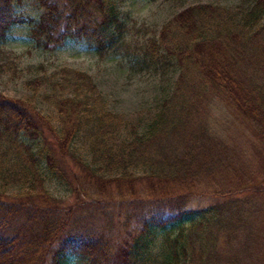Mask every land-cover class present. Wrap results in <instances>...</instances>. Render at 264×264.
Segmentation results:
<instances>
[{
  "label": "trees",
  "instance_id": "trees-1",
  "mask_svg": "<svg viewBox=\"0 0 264 264\" xmlns=\"http://www.w3.org/2000/svg\"><path fill=\"white\" fill-rule=\"evenodd\" d=\"M249 1L235 11L189 6L150 41L143 54L157 63L177 33L168 55L182 72L145 124L110 111L91 77L75 69L27 82L31 97L0 91V264H264L256 244L264 179L216 181L219 170L235 169L207 109L226 96L264 138V0ZM20 3L0 0V39L26 23L40 51L75 41L103 53L121 30L106 0H33L37 15L25 18ZM36 96L55 105V125ZM41 167L72 191L74 206L50 194ZM208 193L215 203L189 204Z\"/></svg>",
  "mask_w": 264,
  "mask_h": 264
},
{
  "label": "rangeland",
  "instance_id": "rangeland-1",
  "mask_svg": "<svg viewBox=\"0 0 264 264\" xmlns=\"http://www.w3.org/2000/svg\"><path fill=\"white\" fill-rule=\"evenodd\" d=\"M106 1L116 9L121 30L117 33L116 42L103 53L94 52L84 42L75 41L69 42L59 49L40 51L35 48L26 23L11 26L6 37L0 39V91L21 98L23 95L31 97L33 94L27 89V82L38 79L44 74H51L54 70L63 67L75 69L91 77L95 89L106 101L110 111L120 114L125 121L139 125L142 122L145 124L150 122L160 110L161 102L170 99L169 97L176 87L175 83L182 72L174 52L168 55L170 50H174L173 46L177 45V33L170 36L172 41L166 42L167 45H170V50L168 52L161 51L164 59H160L157 63H151L143 54L150 41H157L160 37L159 32L164 25L178 12L189 8V6L205 4L220 10L235 11L237 6L247 7L250 2L249 0ZM16 9L24 18L36 17L38 12L33 0H21ZM183 72L185 73V71ZM198 89V86L193 87L190 92L196 94ZM35 99L41 115L46 116L50 123L55 125V119L58 118L55 105L39 96H36ZM214 103L210 106L211 109L207 108L208 112L210 111L209 122L217 124V128L223 131L219 133V136L228 142V149H230L228 162L231 165L230 168L236 170H219L216 181L226 187L234 186L239 181L235 179L240 173L246 177L252 175L257 179H264V138L255 131L258 126L247 121L241 112L236 111L226 96L218 95ZM205 120H207L206 116L201 118L202 122ZM46 136L51 138L47 133ZM25 141L31 144L35 151L36 141L27 138ZM41 170L46 179V189L50 194L60 200L61 205L74 206L77 201L73 199L72 191L68 192L62 184L50 178L42 167ZM74 187L78 189L75 183ZM90 191L93 192L91 189ZM138 193L144 194L143 190ZM83 196L84 193L78 196L79 203L83 200L87 201ZM215 201V197L210 193L189 197V204L193 207L206 206L209 203H215ZM258 203L263 210V214L260 216L263 220L264 195L259 198ZM97 218L98 216H96ZM97 222L103 223L101 220ZM257 231L262 234L263 226H260ZM260 238L256 244H258L257 248L260 247V250L263 251L264 234L260 235ZM161 242L157 240L153 244L156 247L158 244L160 246ZM230 245L228 251L232 252L236 245L234 242ZM154 250L157 251V249ZM64 264L78 263L72 258L65 261Z\"/></svg>",
  "mask_w": 264,
  "mask_h": 264
}]
</instances>
